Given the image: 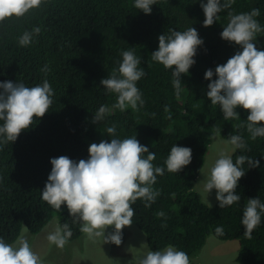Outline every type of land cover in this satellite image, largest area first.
Wrapping results in <instances>:
<instances>
[{
  "label": "trees",
  "instance_id": "trees-1",
  "mask_svg": "<svg viewBox=\"0 0 264 264\" xmlns=\"http://www.w3.org/2000/svg\"><path fill=\"white\" fill-rule=\"evenodd\" d=\"M134 3L45 0L24 17L0 23V83L22 82L34 87L47 79L54 92L49 111L22 131L15 142L0 147V238L14 244L23 228L36 236L55 216L57 226L69 225L72 235L68 242L83 238L81 222L73 223L66 204L56 210L41 198L51 173V159L67 156L77 162L87 160L92 143L136 136L141 145L155 153L153 165L165 169L153 185L160 195L151 207H145L142 199L132 205V225L145 234L147 247L162 251L171 245L186 252L190 264H195L192 257L212 236L239 242L238 263L264 264V213L251 238L245 237L241 224L247 200L259 198L264 203V137L252 140L246 127L249 113L242 108L236 109L239 119L226 120L220 107L207 98L212 81L205 79L207 70L215 73L218 65L242 51L221 38L229 13H250L258 8L260 15L255 19L264 28V0H234L231 8L218 13L220 19L210 27L203 26L205 16L200 6L207 0H156L150 15L136 9ZM35 27L41 29L39 35L30 45L21 47L19 37ZM191 27L203 44L188 74L181 75L177 95L172 83L174 69L153 61L151 54L158 50L160 35L168 34L169 29L183 32ZM254 42L258 50H264V33L258 34ZM123 51H134L146 73L136 83L144 101L138 110L113 108L117 94L107 92L100 83L118 70ZM45 65L50 69L47 73L42 71ZM102 105L110 112L93 123ZM113 124L116 133L111 136L106 129ZM212 134L224 140L240 135L247 147L234 149L233 161L244 155L259 162L256 168L245 162V175L236 189L241 199L223 209L218 201L212 207L206 206L193 191ZM174 145L192 150L191 163L177 174L168 172L165 164ZM161 211L163 217L157 215ZM217 227H223V234L216 233ZM125 228L119 246L109 243L112 249L127 239Z\"/></svg>",
  "mask_w": 264,
  "mask_h": 264
},
{
  "label": "clouds",
  "instance_id": "clouds-1",
  "mask_svg": "<svg viewBox=\"0 0 264 264\" xmlns=\"http://www.w3.org/2000/svg\"><path fill=\"white\" fill-rule=\"evenodd\" d=\"M45 0H0V23L10 18H22L33 9L40 8ZM156 0H135L134 7L145 15H150ZM234 0H207L200 6L204 12V27H210L220 17L218 13L232 7ZM260 10L254 8L250 13H229L228 23L223 27L221 38L238 45L242 51L228 59L226 64L218 65L215 73L205 72L208 85L207 98L212 105H218L226 120L239 119L237 108L249 113L247 130L252 140L264 137V50H258L254 42L257 35L264 33L257 19ZM41 29L35 27L25 31L18 40L21 47L31 44L33 37ZM158 50L151 54L153 61L172 71L173 87L177 95L181 90V75L188 74L194 65L197 49L203 44L194 27L186 31L169 29L168 34L158 37ZM141 59L134 51H123L122 62L111 76L101 80V85L109 93L117 94L113 108L125 110L130 107L138 110L143 106L142 94L136 86L137 81L146 75L140 67ZM50 71L47 65L44 69ZM217 77L214 81L213 76ZM0 147L15 142L22 131H26L36 120L42 118L53 103V89L47 79L42 84L27 87L22 82L6 81L0 83ZM165 111H168L167 107ZM110 112L102 105L94 115L93 123L100 122ZM107 133L114 136L116 125L107 127ZM227 143L234 149L247 146L240 135H230ZM89 158L79 162L60 156L51 159V173L41 193V198L56 210L67 206L73 223L81 222L80 231L89 238H102L104 243L119 246L122 243V230L133 224L135 215L133 204L142 199L145 207H151L160 195L153 185L157 176L165 169L153 165L155 153L141 145L136 136L123 140L113 138L110 142L102 140L92 143L88 149ZM147 153L145 158L144 154ZM192 150L174 145L165 164L170 173H179L191 163ZM259 167V162L239 155L235 162L231 156L221 154L210 169L204 182V191L209 194L216 190V200L221 209L240 201L236 194L238 181L245 175L243 165ZM211 206V205H210ZM264 203L259 198L247 200L241 224L245 237L251 238L253 231L261 224ZM157 215L163 217L164 212ZM114 230L105 236L106 230ZM26 228V227H25ZM216 233L223 234V227ZM72 232L67 223L57 226L47 236L49 243L63 248ZM147 247V244H144ZM149 249V248H148ZM0 264H42L40 257L33 252L27 239L19 237L15 246L0 238ZM139 264H190L186 252L169 245L164 250H148Z\"/></svg>",
  "mask_w": 264,
  "mask_h": 264
},
{
  "label": "rangeland",
  "instance_id": "rangeland-1",
  "mask_svg": "<svg viewBox=\"0 0 264 264\" xmlns=\"http://www.w3.org/2000/svg\"><path fill=\"white\" fill-rule=\"evenodd\" d=\"M233 148L234 147L227 143V140H224L222 137L216 136L215 134L211 135V143L204 156V165L193 185V191L201 196L202 202L208 207H212L216 203L217 192L215 189H213L209 194H207L204 191V182L210 175V169L214 165L216 159H218L221 154L231 156L233 153ZM56 217L57 216L53 217L51 222L36 236L29 235L23 228L20 237L26 235L25 238L27 239L32 249L37 247L38 249H41V247H45L46 241L44 237L53 232L54 223L57 221ZM111 230L112 227H109L106 230V237L111 232ZM125 230L128 231V237L131 236L127 242V247L125 242L128 237L120 247L115 249H112L110 247V244L108 243L107 253L110 252L112 253V255L106 258L107 264H119L118 261H121L124 264H138L135 261V254L133 253L131 255H128V253L136 248L135 237L140 236L141 241L146 242L145 234H143L133 225H131L130 227H126ZM130 231H132L131 235ZM211 237H208L202 249L194 257H192V259L190 258L192 263L240 264L235 260L240 250L239 242L237 240L220 241L214 237ZM83 238L85 240L88 239L87 234H84ZM83 238L73 242H68L63 248H59L54 244L48 243L46 249L42 252V256L40 259L42 261V264H71L75 253L82 252L84 249L86 250V252L91 253L92 251L89 250V248H95V245H91L90 243L84 241ZM94 239L100 240L102 238ZM35 242L37 243V245L35 244ZM15 243L13 244L14 246ZM146 249L148 251V248ZM116 254H118V256ZM106 263L101 259L96 262V264Z\"/></svg>",
  "mask_w": 264,
  "mask_h": 264
},
{
  "label": "crops",
  "instance_id": "crops-1",
  "mask_svg": "<svg viewBox=\"0 0 264 264\" xmlns=\"http://www.w3.org/2000/svg\"><path fill=\"white\" fill-rule=\"evenodd\" d=\"M57 227L56 222L54 223V227H53V232L55 231ZM130 231V235H131ZM88 236V235H87ZM139 236V235H138ZM131 236L128 237V239L126 240L125 244L127 247V242L129 240ZM211 237V236H210ZM45 241H46V246L45 247H41V249L37 248H33V252H35L41 259L42 256V252L46 249L49 241L47 240V236L44 237ZM212 238V237H211ZM84 239V238H83ZM136 240V248L131 250L128 255L130 254H135V261L139 264V260L142 256L145 255V253L147 252L148 247H144V244H146V242H142L139 237H135ZM84 241L90 243L91 245H95V248H89V250H91V253L86 252V250L84 249L82 252H77L74 255V258L71 262V264H96V262L98 260H103L106 263V258L110 256L109 252L107 253L108 250V243H104L103 239H94V238H89L88 239H84ZM35 244L37 245V243L35 242ZM43 248V249H42ZM93 249V250H92ZM149 250V249H148ZM95 251V252H93ZM119 264H124L121 261H118ZM107 264V263H106Z\"/></svg>",
  "mask_w": 264,
  "mask_h": 264
},
{
  "label": "bare ground",
  "instance_id": "bare-ground-1",
  "mask_svg": "<svg viewBox=\"0 0 264 264\" xmlns=\"http://www.w3.org/2000/svg\"><path fill=\"white\" fill-rule=\"evenodd\" d=\"M207 259V258H206Z\"/></svg>",
  "mask_w": 264,
  "mask_h": 264
}]
</instances>
